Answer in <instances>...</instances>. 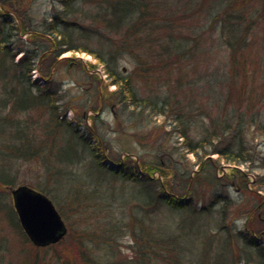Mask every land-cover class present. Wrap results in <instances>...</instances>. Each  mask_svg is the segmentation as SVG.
<instances>
[{
    "label": "trees",
    "instance_id": "trees-1",
    "mask_svg": "<svg viewBox=\"0 0 264 264\" xmlns=\"http://www.w3.org/2000/svg\"><path fill=\"white\" fill-rule=\"evenodd\" d=\"M29 1L0 0V264H210L205 256L206 250L200 259H193L188 254L191 250L183 246L182 237L189 233L196 239L203 234L199 225L201 215L208 213L214 202L221 204L218 224L223 227L232 207L228 195L217 193L211 203H198L197 198L193 199V190L202 179L201 171L187 172L183 176L174 165L161 160L144 165L142 161L136 163L128 154L120 158L109 157L105 154L102 137L96 132V116H93L91 127L86 125L81 129L72 123L64 116L69 104L58 103L57 92L41 88L36 80L31 79V72L38 70L49 82L50 68L62 54L70 51L92 54L106 64V74L110 77L108 84L115 87L111 95L127 99L140 110L148 108L155 114H175L180 124L179 136L187 152L199 161L201 169L211 166L209 154L218 153L234 165L231 174L240 190L250 191V186L258 189L256 183L264 184V156L260 157L263 174L259 183L249 186L246 172L237 166L252 160L243 141V132L251 123L260 125L257 117L236 105L222 121L212 119L211 127H207L201 137L193 139L187 122L191 108L174 93L159 92L162 85L159 79L169 78L192 50L188 42L190 35L185 30L187 20L202 11L209 12L211 22L219 25V36L229 50L226 78L230 88L227 93L232 95L233 84L242 78L237 92L239 100L245 96L249 100L254 88L252 85L243 87L251 74L246 51L251 28L259 17L264 19V0H59L61 10L45 20L40 29L29 26L24 8ZM13 17L16 22L12 21ZM31 31L30 36L48 44L46 52L38 57V65L34 62L38 56L36 50H12L10 47L12 37ZM89 40L98 42L99 49L89 48ZM17 52L21 54L15 58ZM104 54L108 57L105 58ZM122 54L134 59L137 77L156 80L158 93L137 95L131 78L114 69ZM37 108L43 113L46 111L42 123L30 114ZM18 114H23L24 118ZM260 128L264 133V123ZM216 136L222 137L224 143L205 151L206 145ZM200 150L203 151L201 154ZM36 156L42 161L47 177L43 182L45 187H40L39 191L50 196L62 218L67 219L69 215L83 218L93 209L104 210V220H96L93 225L87 224L76 230L69 226L66 239L56 243L46 246L32 244L7 197L8 188L17 184L12 160ZM106 160L112 166L107 165ZM82 163L87 169L80 172L73 168ZM155 171L159 176H153ZM172 174L177 178H172ZM91 175H95L96 182L104 188H111L120 181L132 183L133 191H121L120 201L111 204L110 198L100 194L98 186L91 187L92 190L89 188ZM50 180L53 184L48 188ZM255 194L259 196V193ZM184 196L189 199L182 200ZM162 210L187 215L190 223L187 232L182 236L176 232L182 226L180 221L160 220L156 213ZM251 219L245 224L252 227ZM119 229L129 233L132 255L115 260L95 251L102 248L115 253L112 242ZM247 233L249 237L238 230L235 236L243 240L245 247L255 248L262 256L259 264H264V246L257 243L255 232ZM224 243L228 245L229 242Z\"/></svg>",
    "mask_w": 264,
    "mask_h": 264
},
{
    "label": "rangeland",
    "instance_id": "rangeland-1",
    "mask_svg": "<svg viewBox=\"0 0 264 264\" xmlns=\"http://www.w3.org/2000/svg\"><path fill=\"white\" fill-rule=\"evenodd\" d=\"M24 8L27 10L29 26L33 29L35 27L39 28L56 11L61 10L62 4L59 0H31L24 4ZM211 17L212 14L202 11L199 15L196 14V16L187 20L185 30L190 35L188 42L189 48L192 50L187 59L181 63V66H177L179 69L176 68L170 73L169 78L159 79L162 84L159 87V92L163 94L172 92L181 101L189 105L191 111L187 115V122L190 125L189 133L193 139L201 137L205 129L211 127L212 119L222 121L224 116H228V111H231L236 105H240L243 110L251 111L255 115L254 117H257L260 125L251 123L243 132V141L250 151L252 160L237 165L246 172L250 186L251 183H259L263 174L260 167V157L264 156V133H262L260 127L264 123V19L259 17L251 28L246 51L251 74L246 79V84L243 87L250 88L252 85L254 88L253 96L249 100L245 96L240 101L237 92L243 79L239 78L233 84L232 95H228L229 85L226 73L229 68V50L223 42L224 40L219 36V25L211 22ZM12 21L16 22V19L13 17ZM16 32L19 33V31ZM32 32L12 37L10 47L12 50H36L38 56L34 58V62L38 65V57L46 52L48 44L43 39L30 36ZM87 45L93 50H98L100 47L98 42L91 40L87 41ZM20 54L21 52H17L15 58ZM104 56L105 58L108 57L107 54H104ZM65 58L70 60H63ZM114 69L118 74L131 78L138 96H152L158 91L156 80H146L136 76L135 61L129 55H120ZM49 72V82H46L45 77L43 78L39 71H32L31 79L36 80L41 88L56 91L59 95L57 102H65L70 106L65 111L64 116L81 129H84L86 125L91 127L94 121L93 116H96V132L102 137L105 154L109 157L120 158L128 154L136 163L139 164L142 161L144 165L161 160L163 163L174 165L178 169V173L183 176L187 172L192 174L195 170L201 171L202 179L194 186L193 190V199L197 198L198 203H211L217 193L228 195L232 201V207L228 211L223 227L218 224L220 220L218 210L221 204L214 202L210 204L211 210L201 215L199 225L202 226L203 234L198 235L196 239L189 233L182 237V244L186 249L191 250L188 254L193 259H200L206 250L205 256L210 264H230L231 262L233 264L239 262L259 264L262 256L255 248L245 247L243 240L237 239L235 235L238 230H241L247 236V232H255L257 243L264 246L263 183L258 185L256 183L258 189L250 186V191L240 190L236 186L235 177L231 174L234 165L221 158L218 153L209 154L211 166L201 169L198 165L199 161L192 153L187 152L182 137L179 136L180 124L175 119V114L168 113V110V114L165 115L155 114L148 108L140 110L130 104L127 99L123 100L121 96L111 95V91H114L115 87L108 84L110 77L106 74V64L99 61L92 54L82 51L66 52L53 63ZM105 86L106 89H104ZM95 105L97 108L92 109L91 107ZM45 112L43 113L42 110L37 108L30 114L42 123L46 118ZM18 115L24 118L23 114ZM243 116L248 120L246 113ZM26 117L27 115H25ZM233 120H235V117H233ZM95 140L96 138L93 141ZM223 143V138L216 136L206 145L205 151H209L215 146L219 147ZM202 152L200 150L199 153ZM106 162L107 165L112 166L109 160H106ZM12 167L13 171L17 173V184L15 186L26 184L39 191V188L45 185L43 182L46 176L39 157L13 159ZM83 167L82 163L81 165H75L73 168L81 172L87 169V167ZM153 176H159L158 172L155 171ZM171 177L177 178L173 174ZM90 178H92V181L89 188L98 186L99 192L101 191L100 194L105 196L106 199L110 198L108 200L111 201V204H117L120 201L121 191H133L132 183L117 181L113 187L104 188L101 183L96 182L95 175H91ZM47 184L49 188L52 187L53 182L50 180ZM8 190L7 198L11 202V188L9 187ZM255 193H259V196ZM47 196L50 198L49 195ZM188 199V196L182 197L184 201ZM51 201L53 202L52 199ZM60 203H63V201L61 200ZM111 212L113 213L114 209ZM111 212L109 213L111 214ZM105 214L104 210L98 212L91 209L90 212L87 211L83 218L81 215H76V217L69 215L67 219L63 218L67 231L61 239L66 237L69 226L73 230L80 229L87 224L90 226L96 220L102 222ZM156 215L159 216L160 220L171 223L180 221L182 226L176 232L181 236L189 229V218H186L187 215L182 212L173 211L171 213L162 210L157 212ZM250 217L252 218L250 220L253 224L252 227L248 226L249 223H247L248 225L245 224ZM224 242H229L228 245L231 247V251ZM112 244L115 253L113 251L109 253L107 249L102 248L95 251L115 260L120 259V256L132 255L133 244L130 242L127 230L120 231L119 229ZM92 247L95 248V246Z\"/></svg>",
    "mask_w": 264,
    "mask_h": 264
},
{
    "label": "water",
    "instance_id": "water-1",
    "mask_svg": "<svg viewBox=\"0 0 264 264\" xmlns=\"http://www.w3.org/2000/svg\"><path fill=\"white\" fill-rule=\"evenodd\" d=\"M10 194L20 226L32 244L46 246L65 235V222L47 195L26 184L11 188Z\"/></svg>",
    "mask_w": 264,
    "mask_h": 264
}]
</instances>
